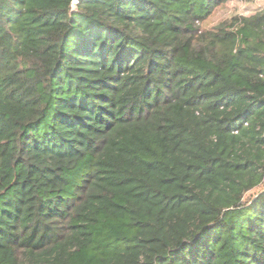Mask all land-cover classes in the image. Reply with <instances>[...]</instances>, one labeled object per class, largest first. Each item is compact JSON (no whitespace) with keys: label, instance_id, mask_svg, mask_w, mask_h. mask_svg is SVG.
<instances>
[{"label":"trees","instance_id":"16d2710c","mask_svg":"<svg viewBox=\"0 0 264 264\" xmlns=\"http://www.w3.org/2000/svg\"><path fill=\"white\" fill-rule=\"evenodd\" d=\"M0 0V264H264V8Z\"/></svg>","mask_w":264,"mask_h":264},{"label":"rangeland","instance_id":"374dc122","mask_svg":"<svg viewBox=\"0 0 264 264\" xmlns=\"http://www.w3.org/2000/svg\"><path fill=\"white\" fill-rule=\"evenodd\" d=\"M264 8V0H227L225 5L218 9L207 21V26L215 25L232 13L249 14L256 9ZM264 182L245 194L244 203H248L260 190Z\"/></svg>","mask_w":264,"mask_h":264},{"label":"water","instance_id":"95a60500","mask_svg":"<svg viewBox=\"0 0 264 264\" xmlns=\"http://www.w3.org/2000/svg\"><path fill=\"white\" fill-rule=\"evenodd\" d=\"M76 10V0H73L71 3V12H74Z\"/></svg>","mask_w":264,"mask_h":264}]
</instances>
